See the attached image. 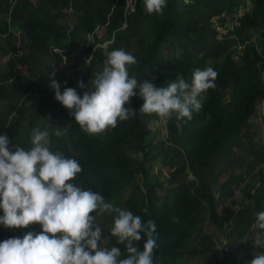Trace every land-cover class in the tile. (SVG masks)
I'll return each instance as SVG.
<instances>
[{"label":"trees","instance_id":"obj_1","mask_svg":"<svg viewBox=\"0 0 264 264\" xmlns=\"http://www.w3.org/2000/svg\"><path fill=\"white\" fill-rule=\"evenodd\" d=\"M241 1H232L234 9ZM217 2L220 0H167L162 14H148L144 0H136L135 11L126 17L125 0H0V15L6 14L0 22V40L4 44L0 51L10 54L0 66V135L6 134L14 145L24 147L16 137L23 118L45 117L47 124L43 127L50 133L52 150L78 160L83 168L75 180L78 186L99 192L106 201L141 216L145 223L155 221L159 248L154 264H179L195 256L202 264H229L235 260L240 238L245 234L250 238L254 233L256 213L264 211V181L259 188L251 183L245 185L246 201L238 200L235 209L219 210L207 173L211 155L225 148L256 117L258 103L264 98V0H251L239 17V25L223 35L222 39L230 35L242 37L249 27L259 30L263 43L259 48L253 42L245 43L241 61L233 57L232 51L218 46L193 51L208 40L212 31L216 33V22L224 23L225 14L232 12L229 7L216 9ZM69 6L71 11L67 10ZM7 18L22 26L17 38L3 34ZM66 18H71L73 24L68 26ZM102 24L113 32L116 48L124 43L127 32L138 31L136 37L142 50L131 75L137 76L139 83L151 81L163 87L177 78L191 83L196 68L212 67L218 72L216 87L201 95L203 108L193 112L191 121L177 119L175 114L163 118L168 142L183 153L185 160L177 171L187 169L194 179L191 185L172 187L168 200L157 193L158 183L148 180L152 144L147 140V115L139 112L142 97L137 94L132 98L130 107L137 110L134 117L120 121L103 134L89 135L81 130L70 110L55 99L50 86L55 79L62 91L65 87L76 88L81 96L87 87L80 88L78 82L83 80L91 86L90 76L104 67L110 52L95 47L99 37L94 30ZM89 33L95 35L93 42L87 41ZM79 41L83 48L71 56L67 43L75 45ZM183 43L188 48L182 49ZM178 49L182 52L179 58L175 55ZM80 60H87L86 71L78 68ZM64 64L73 68L70 74ZM145 68L148 71L142 72ZM57 127L67 128L64 137L54 135ZM140 190L145 194L141 202L136 197ZM3 214L0 209V216ZM202 221L204 238L226 237L228 250L222 260H216L215 247L210 250L190 241ZM29 231L39 233L42 228L39 224L11 229L0 225V242L23 238ZM136 244L143 250L144 240ZM102 246L119 247L124 254L121 258L127 255L125 246L118 244L111 233Z\"/></svg>","mask_w":264,"mask_h":264},{"label":"clouds","instance_id":"obj_2","mask_svg":"<svg viewBox=\"0 0 264 264\" xmlns=\"http://www.w3.org/2000/svg\"><path fill=\"white\" fill-rule=\"evenodd\" d=\"M135 2L133 11L126 12L124 7L126 17L135 11ZM246 2L242 0L230 16L225 17L224 23L216 22L214 27L220 38L239 25V17L249 8ZM144 7L148 14H162L167 0H144ZM68 19V26L72 25L71 18ZM234 19L236 24L232 23ZM103 26L106 24L94 30L99 39ZM95 35L87 34V41L93 42ZM99 39L95 47L100 45ZM247 41L251 42L245 40L244 44ZM79 42L67 43L66 49L71 56L83 48V42ZM175 55L179 58L181 50ZM63 58L67 60L65 55ZM137 63L133 54L123 48L114 49L107 53L103 70L91 80V86H86L83 80L78 82L80 88L87 87L82 96L72 87H65L61 92V84L55 79L50 86L55 99L70 110L81 130L89 135L103 134L117 127L120 121L134 117L137 110L130 105L137 88L144 101L139 108L142 115L171 118L175 114L177 119L191 121L193 112L203 108L201 95L216 87L218 72L212 67L196 68L191 83L183 78L169 81L163 87L151 81L139 83L137 76L129 72ZM54 75L55 72L51 73ZM66 132V127H57L54 135L64 137ZM82 171L78 160L52 150L48 131L33 129L28 149L14 145L6 134L0 135V209L4 213L0 216V225L11 229L39 224L42 228L39 233L29 231L23 238L0 242V264H154L159 248L155 221L145 223L141 216L106 201L99 192L78 186L75 180ZM104 214L114 215L110 232L118 244L125 246L127 255L124 258H121L124 254L119 247L102 246L103 230L97 218ZM255 227L264 230V211L256 213ZM141 240H144L143 250L136 244ZM255 245L262 246L260 241ZM238 261L264 264V254H256L250 260L237 259L234 263Z\"/></svg>","mask_w":264,"mask_h":264},{"label":"rangeland","instance_id":"obj_3","mask_svg":"<svg viewBox=\"0 0 264 264\" xmlns=\"http://www.w3.org/2000/svg\"><path fill=\"white\" fill-rule=\"evenodd\" d=\"M214 7H216V9L229 7L233 12L235 3L230 0H220L219 3L217 2L214 4ZM256 30L257 29L255 28L250 32V37L254 42L251 40L249 41L255 43V46L258 47L261 37ZM137 33L138 31L127 32L124 36V43L117 48L114 47L113 44V35L110 33L106 35L104 34L102 35V38L99 39L100 45L98 47L102 48L103 51H112L114 49L123 48L135 57L139 56L142 49L138 45L139 42L136 37L138 35ZM219 36L220 35L215 32L213 33L212 31V34L208 35V40L199 43L197 46L195 45L196 47H194L193 51L196 53H198V51H209L218 46L220 50L232 51L233 57L236 60L241 61V47L244 45V41L248 40V38L242 39L236 36H231L222 39ZM182 45V49L188 48L187 43H183ZM86 61L87 60L79 61L78 68L80 70L86 71ZM64 69L67 74H70L73 71V68H71L70 65L68 68L65 65ZM102 70L103 67L100 66L97 69V72L90 76V81L95 79L96 74ZM134 70L135 65H132L129 68L130 74H132ZM146 70L148 71V68L141 69L142 72H145ZM135 91L139 95L140 90L136 89ZM61 92L63 91L61 90ZM257 110L256 117L249 120V122L243 127L241 133L238 136L233 137L225 148L219 153L211 155V159L207 164L208 177L215 188L216 194L221 197L222 190L223 192H226L221 200H218L217 197V205L221 204L225 209H231V205L237 204L233 196L240 186L251 183L254 188H259L264 181V98L260 100ZM46 122L47 120L43 116L28 115L23 118L20 123V131L16 137L22 142L25 149L31 147V134L33 129L39 128L41 131H46L43 127V124H47ZM146 123L150 130L147 140H150L152 144L149 155V158H152V160L149 166L148 180L155 183L157 182V193L159 196L163 197V200H168L170 198L168 197L169 194L173 192V190H170L172 187L178 186L179 184L191 185L194 179L187 169L177 171V168L184 166L185 160L182 156L183 153L168 142L166 138V130L164 128V119L155 114L147 115ZM226 180H229V182L222 186L223 182ZM137 181L142 183V178L138 177ZM136 197L139 202L144 200V190L138 191ZM140 205L142 204L140 203ZM116 206L120 207V204H117ZM113 221L114 215L104 214L97 218V223L103 230V241H105L107 236L111 233L110 229L113 226ZM202 226L203 221L190 241H197L198 243L196 244L212 250V247H214V238L217 237H213L210 240L204 238ZM245 236L240 238L241 241L244 242L250 240V238ZM257 241H260L262 246L256 247L255 243ZM249 247H255L258 251L264 252V233L253 237ZM202 262L201 259L195 256L182 261L179 264H202ZM209 264H215V262H210ZM232 264L235 263L233 262Z\"/></svg>","mask_w":264,"mask_h":264},{"label":"crops","instance_id":"obj_4","mask_svg":"<svg viewBox=\"0 0 264 264\" xmlns=\"http://www.w3.org/2000/svg\"><path fill=\"white\" fill-rule=\"evenodd\" d=\"M230 1H233V0H230ZM239 1V0H236V2ZM3 13V12H1ZM226 16H230L228 15L227 13L225 14ZM3 15H0V22L2 20V18H4L6 16V14H4V17H2ZM6 26H7V31H5L3 34H6V35H9L11 36L10 38H17L18 37V34L21 32L20 29L21 27H19L15 22L11 21L10 18H7L6 19ZM66 23H69L70 22V19L66 18L65 20ZM73 22V21H72ZM216 27V25H214ZM213 26V27H214ZM214 27V28H215ZM254 28L252 27H249L246 32L244 33V35L241 37L242 39L243 38H248V40H251L254 42L253 39H251L250 37V32L253 30ZM257 29V28H256ZM212 30V29H211ZM257 32H259V30L257 29L256 30ZM109 31L107 30V27L106 26H103L100 30H99V35L100 37L102 38V35H106L108 34ZM112 34V33H110ZM14 36V37H12ZM248 42V41H247ZM263 43V40L262 38H260L259 40V45H261ZM0 50H4V44L2 43V41L0 40ZM9 53H2L0 51V66L7 60V58L9 57ZM224 185L227 183V182H223ZM222 185V186H224ZM247 186V185H246ZM245 185L243 186H240L238 188V190H236V192L234 193V196H235V200L236 201H240V203L245 200L246 201V194H245ZM226 194V192H223L222 190V195L221 197H219L217 194L216 196L218 197V200H221L223 198V196ZM218 209L219 210H222V208L225 209V207H222L221 204H218ZM221 208H220V207ZM254 233L252 235H250V240H246V241H240L239 245L237 246V254H236V257H235V260H231V262L229 264H232L234 261H236L237 259H240V260H250V259H253L255 257L256 254H264V252L262 251H258L255 247H249V244L251 242V239H253V237L255 236H259L260 234H263L264 233V230H259L255 227V229L253 230ZM194 243H198L197 241H194ZM197 245V244H196ZM214 262V261H213Z\"/></svg>","mask_w":264,"mask_h":264},{"label":"built area","instance_id":"obj_5","mask_svg":"<svg viewBox=\"0 0 264 264\" xmlns=\"http://www.w3.org/2000/svg\"><path fill=\"white\" fill-rule=\"evenodd\" d=\"M249 0H247V5H249ZM247 5L244 7V8H247ZM68 11H71L72 10V7L69 6L67 8ZM134 10V0H126V6H125V11L126 12H130V11H133ZM232 23L236 24L237 23V20L234 19L232 21ZM89 39L90 36H89ZM79 47H82V44L79 42L78 43ZM259 106V104H258ZM257 106V108H258ZM237 205L234 204V205H231V209H235ZM214 247H215V250H216V260H222L226 255H227V247H226V239H222V240H214ZM237 264H250V262H241V261H238Z\"/></svg>","mask_w":264,"mask_h":264}]
</instances>
